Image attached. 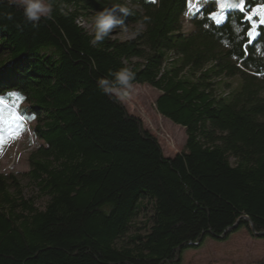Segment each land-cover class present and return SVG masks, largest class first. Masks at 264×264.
I'll list each match as a JSON object with an SVG mask.
<instances>
[{"label": "trees", "instance_id": "16d2710c", "mask_svg": "<svg viewBox=\"0 0 264 264\" xmlns=\"http://www.w3.org/2000/svg\"><path fill=\"white\" fill-rule=\"evenodd\" d=\"M192 1L133 0L122 26L149 21L93 45L77 19L124 0H51L53 18L35 24L0 0V14L13 15H0V95L17 93L37 118L43 143L29 176L47 197L38 206L17 176L0 173V264H183L208 236L246 228L264 237L263 16L249 21L239 0H222L229 7L216 24L218 0ZM123 67L132 84L159 89L158 112L186 128L175 155L99 86ZM148 206L149 231L118 245Z\"/></svg>", "mask_w": 264, "mask_h": 264}, {"label": "rangeland", "instance_id": "374dc122", "mask_svg": "<svg viewBox=\"0 0 264 264\" xmlns=\"http://www.w3.org/2000/svg\"><path fill=\"white\" fill-rule=\"evenodd\" d=\"M226 1V0H225ZM224 1V2H225ZM229 1V0H227ZM193 0L191 7L196 4ZM247 11L260 14L264 21V0H245ZM249 9V10H248ZM95 15L84 19L83 26L94 32ZM185 30H191L192 24L188 18L184 21ZM141 28V24H132L128 27L118 26L112 37L126 39L135 34L134 29ZM11 98L4 97L0 100V109L7 114L9 109L19 110L22 116L20 126L5 124L3 135L6 143L0 150V173L14 174L23 187L26 197L35 196L36 204L44 207L47 197L38 194L35 182L30 178V154L43 143V139L33 133L37 118L30 116L23 109H27L29 102L17 93ZM160 90L149 84L133 83L129 95L120 98L129 112L142 118L144 125L159 139L164 154L173 156L181 151L187 139L186 128L160 114L156 108V99ZM2 96V95H0ZM153 213L151 206L143 209L130 223L127 233L118 241V245L133 246V239L137 234H146ZM183 264H264V237L254 236L246 228H241L232 233L227 239H217L208 236L199 247L187 248L182 257Z\"/></svg>", "mask_w": 264, "mask_h": 264}, {"label": "clouds", "instance_id": "9594fccd", "mask_svg": "<svg viewBox=\"0 0 264 264\" xmlns=\"http://www.w3.org/2000/svg\"><path fill=\"white\" fill-rule=\"evenodd\" d=\"M130 5H133V0H124L123 3H111L96 13L93 20L94 32L91 41L93 45L102 42L118 26H122L124 18L134 15L136 8ZM7 6L21 9L24 19L34 24L39 22L42 17L53 18L54 6L51 0H7ZM0 15L8 20L13 19L10 12ZM149 19L148 16H144L141 27ZM139 30L140 28L137 29V31ZM109 75L114 77V81L106 77H102L98 81L102 91L118 99L128 96L129 90L132 88V82L135 79V73L130 68L123 67Z\"/></svg>", "mask_w": 264, "mask_h": 264}, {"label": "snow or ice", "instance_id": "6c2138e0", "mask_svg": "<svg viewBox=\"0 0 264 264\" xmlns=\"http://www.w3.org/2000/svg\"><path fill=\"white\" fill-rule=\"evenodd\" d=\"M218 5H219V11H213L209 14V19L214 21L216 24H221L223 23L225 16H224V10L229 7L226 3L222 2V0H218ZM235 7L239 8V11L241 13H245V18L249 21L253 20V14L250 12L246 11V5H245V0H239V3L235 5ZM264 23V21H261ZM236 31L239 33L242 31L241 28H237ZM258 35L255 25H253L252 29L247 31V38H248V43L250 44L251 41ZM239 39L241 41L244 40L243 36H240ZM247 44L243 45V50L247 52ZM9 96L15 95L14 93H9ZM0 100H4L3 96H0ZM2 104V103H0ZM22 120V116L19 110L17 111H12L9 109L7 114H4L3 110L0 109V150H2L3 145L6 143V137L3 135V126L5 124L11 126L12 124H16L18 127L20 126V122Z\"/></svg>", "mask_w": 264, "mask_h": 264}, {"label": "built area", "instance_id": "2783aa9c", "mask_svg": "<svg viewBox=\"0 0 264 264\" xmlns=\"http://www.w3.org/2000/svg\"><path fill=\"white\" fill-rule=\"evenodd\" d=\"M77 21H78L81 25H83V21H84V20H83L81 17L78 18Z\"/></svg>", "mask_w": 264, "mask_h": 264}]
</instances>
